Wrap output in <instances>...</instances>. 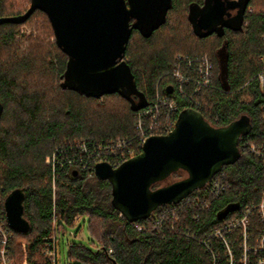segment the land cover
I'll return each instance as SVG.
<instances>
[{"label": "trees", "instance_id": "obj_1", "mask_svg": "<svg viewBox=\"0 0 264 264\" xmlns=\"http://www.w3.org/2000/svg\"><path fill=\"white\" fill-rule=\"evenodd\" d=\"M30 2L0 0V17L22 15ZM204 2L170 0L164 20L149 34L132 30L123 57L135 91L146 101L154 96L158 82L160 95L182 104L179 97L168 95L164 89L172 83L168 74L174 56L209 55L214 63V88L202 91L199 112L212 126H224L242 116L251 124L250 133L239 139L238 148L246 158L240 157L231 165L228 176L233 180L221 172L213 177L229 185L224 194L198 223L191 221V210L184 211V225L202 231L219 225L216 214L227 204L237 202L241 208L257 202L264 184V167L241 150L244 141L264 142V82L260 87L256 79L259 73L264 78V0H247L240 25L195 33L190 8L202 7ZM221 50L226 52L223 74ZM67 64L68 57L56 44L44 12L35 10L21 24H0V210H4L10 192L21 190L23 218L28 223L24 232L12 230L16 264L22 260L23 242L29 264L41 262V242L50 234L53 213L57 231L72 226L77 216L87 217V229L97 250L68 244L67 259L72 264H203L198 249L164 231V226H152V220L166 205L148 218L129 222L113 209L107 181L98 180L94 190L87 191L85 179L94 175L67 169L56 174L52 188V173L45 157L55 149L80 139L131 138L134 133L137 102L125 93L94 96L66 85ZM185 175L179 171L169 179ZM240 208L227 219L238 214ZM134 225L147 228L138 233ZM109 248L114 251L111 259L106 255Z\"/></svg>", "mask_w": 264, "mask_h": 264}, {"label": "water", "instance_id": "obj_2", "mask_svg": "<svg viewBox=\"0 0 264 264\" xmlns=\"http://www.w3.org/2000/svg\"><path fill=\"white\" fill-rule=\"evenodd\" d=\"M246 3L247 0L238 25ZM133 8L127 6L126 0H31L24 14L0 17V24H21L35 10L44 12L56 44L68 57L66 76L73 87L94 96L113 92L128 96L136 92L123 60L133 30ZM193 9L200 10L199 15ZM225 12L222 0L212 5L205 0L202 7L192 6L189 19L194 32H211ZM165 90L172 93L170 86ZM136 94L137 110L146 104V99ZM250 131L246 117L212 126L199 111L185 108L178 113L170 132L148 137L137 155L116 168L104 162L96 164L94 176L109 183L113 209L127 221L135 222L148 218L158 207L178 203L203 188L223 167L235 164L241 157L239 139ZM179 171L186 175L170 181V176ZM22 198V191L14 190L3 204L6 223L17 232L28 228ZM238 206L236 202L227 204L217 212V219H224Z\"/></svg>", "mask_w": 264, "mask_h": 264}, {"label": "built area", "instance_id": "obj_3", "mask_svg": "<svg viewBox=\"0 0 264 264\" xmlns=\"http://www.w3.org/2000/svg\"><path fill=\"white\" fill-rule=\"evenodd\" d=\"M213 68V60L207 54L197 56L176 54L168 74L172 83L165 85L164 89L170 86L172 93H166L175 94L181 99L182 104H178L174 98L160 95L157 82L152 99L135 111L134 133L131 138L80 139L55 149L45 157V165L50 167L52 173V188L54 189L56 174L67 169L92 176L94 167L98 163L104 162L116 168L122 162L137 155L136 152L141 151L148 137L170 132L182 109L200 111L202 91L214 88ZM256 79L262 87L263 74H257ZM261 110L263 112L261 121L264 124V105ZM241 150L264 167V142L244 141L241 143ZM228 187L229 185L221 180L212 178L203 188L194 190L178 203L163 207L151 224L156 227L164 226V231L183 238L190 246L198 249L203 256V264H264V184L259 190L257 202H251L241 208L238 206L234 210L240 208L238 214L227 219L234 211L230 212L220 220L219 225L203 231L184 225L186 209L192 211L190 216L192 222H200L201 215L211 209L213 202L220 198ZM1 191L0 188V194ZM119 216L122 217L121 214ZM76 219L74 223L78 221ZM146 228V226L134 225V230L138 233ZM164 231L161 233L164 234ZM64 233L65 231H57L53 213L50 234L41 242L42 260L39 264H61L59 238ZM13 239L14 235L6 223L4 210H0V264H16L12 252ZM21 249L22 260L19 264H29L26 243H21ZM106 255L111 259L114 257V251L109 248Z\"/></svg>", "mask_w": 264, "mask_h": 264}, {"label": "rangeland", "instance_id": "obj_4", "mask_svg": "<svg viewBox=\"0 0 264 264\" xmlns=\"http://www.w3.org/2000/svg\"><path fill=\"white\" fill-rule=\"evenodd\" d=\"M213 0H206V4L210 5ZM157 8L155 11H153L152 15L150 16V19L145 23L144 25L139 26V28L134 27L139 32H141L144 35L149 34L152 29H154L157 25H159L164 20L165 11L168 8L170 4V0H159L157 1ZM251 10V8H249ZM219 60H220V67H221V73H224L225 70V63H226V52L224 50H221L219 52ZM70 78V77H69ZM65 80L66 85H72V82L70 79ZM241 158L245 159L246 156H241ZM233 167H225L221 170V173L226 175V179H229L230 181L233 180V178L229 175L230 169ZM98 180L96 178H88L85 179V184L87 185V191L94 190V187L96 185V182ZM76 219V217H75ZM77 220V219H76ZM88 226H87V217H81L76 221L72 226H67L65 228V233L60 235V243H59V252H60V262L61 264H66L68 262L67 259V245L68 244H82L93 251L97 250L96 244L92 241L89 232H88ZM25 243V242H23ZM109 264V263H106Z\"/></svg>", "mask_w": 264, "mask_h": 264}, {"label": "flooded vegetation", "instance_id": "obj_5", "mask_svg": "<svg viewBox=\"0 0 264 264\" xmlns=\"http://www.w3.org/2000/svg\"><path fill=\"white\" fill-rule=\"evenodd\" d=\"M157 1L159 0H126L127 6H133V14L130 17V26L133 29L139 28V26L144 25L150 19L153 11L157 8ZM215 0L212 1L210 5L213 4ZM224 2L226 12L221 21L215 23L209 31L220 30L222 26H237L240 22L241 14L244 8L245 0H222ZM194 7V6H193ZM196 15L200 10L193 9ZM204 33L203 31H199ZM128 97L132 102L138 101V96L136 92L128 93ZM170 180V179H169ZM168 180V181H169ZM171 181V180H170ZM235 203V202H234ZM237 203V202H236Z\"/></svg>", "mask_w": 264, "mask_h": 264}, {"label": "crops", "instance_id": "obj_6", "mask_svg": "<svg viewBox=\"0 0 264 264\" xmlns=\"http://www.w3.org/2000/svg\"><path fill=\"white\" fill-rule=\"evenodd\" d=\"M76 218H77V219H80V217H79V216H77Z\"/></svg>", "mask_w": 264, "mask_h": 264}]
</instances>
